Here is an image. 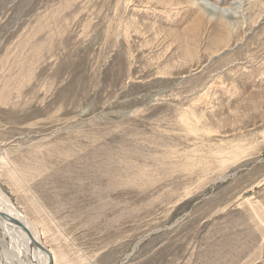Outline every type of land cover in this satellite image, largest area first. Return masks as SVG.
Segmentation results:
<instances>
[{
	"label": "rangeland",
	"instance_id": "374dc122",
	"mask_svg": "<svg viewBox=\"0 0 264 264\" xmlns=\"http://www.w3.org/2000/svg\"><path fill=\"white\" fill-rule=\"evenodd\" d=\"M0 191L53 264H264V0H0Z\"/></svg>",
	"mask_w": 264,
	"mask_h": 264
},
{
	"label": "bare ground",
	"instance_id": "6f19581e",
	"mask_svg": "<svg viewBox=\"0 0 264 264\" xmlns=\"http://www.w3.org/2000/svg\"><path fill=\"white\" fill-rule=\"evenodd\" d=\"M0 213L18 220L24 226L35 241L43 245L51 255L53 264V254L49 248L39 239L36 230L32 224L27 221L11 204L6 196L0 191ZM0 230L13 241L11 247L7 251H3L0 245V254L2 255L3 264H48V257L39 251L29 237L22 231L20 227L11 224L0 216ZM6 238V237H5Z\"/></svg>",
	"mask_w": 264,
	"mask_h": 264
},
{
	"label": "water",
	"instance_id": "95a60500",
	"mask_svg": "<svg viewBox=\"0 0 264 264\" xmlns=\"http://www.w3.org/2000/svg\"><path fill=\"white\" fill-rule=\"evenodd\" d=\"M0 216L3 217L5 220H7L8 222H10L11 224H15L18 227H20L22 229V231L29 237V239L32 241V243L34 244V246L41 252H43L47 257H48V264H52V260H51V255L49 254V251L43 246L41 245L39 242L35 241V239L31 236V234L29 233V231L21 225V223L12 218V217H8L5 214L0 213Z\"/></svg>",
	"mask_w": 264,
	"mask_h": 264
}]
</instances>
